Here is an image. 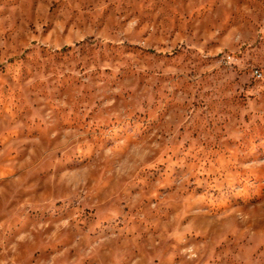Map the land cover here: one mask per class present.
<instances>
[{"label":"rangeland","instance_id":"rangeland-1","mask_svg":"<svg viewBox=\"0 0 264 264\" xmlns=\"http://www.w3.org/2000/svg\"><path fill=\"white\" fill-rule=\"evenodd\" d=\"M0 264H264V0H0Z\"/></svg>","mask_w":264,"mask_h":264},{"label":"built area","instance_id":"built-area-1","mask_svg":"<svg viewBox=\"0 0 264 264\" xmlns=\"http://www.w3.org/2000/svg\"><path fill=\"white\" fill-rule=\"evenodd\" d=\"M256 74L258 75V77H260V76H261L259 72H256Z\"/></svg>","mask_w":264,"mask_h":264}]
</instances>
